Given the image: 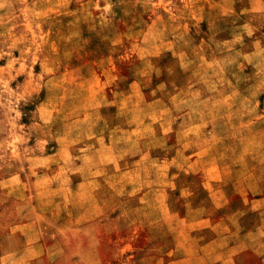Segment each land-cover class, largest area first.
<instances>
[{
    "label": "rangeland",
    "instance_id": "1",
    "mask_svg": "<svg viewBox=\"0 0 264 264\" xmlns=\"http://www.w3.org/2000/svg\"><path fill=\"white\" fill-rule=\"evenodd\" d=\"M0 264H264V0H0Z\"/></svg>",
    "mask_w": 264,
    "mask_h": 264
}]
</instances>
